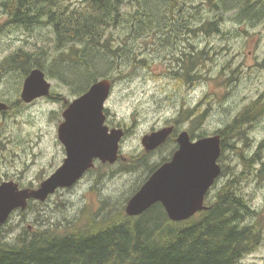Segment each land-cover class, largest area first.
I'll return each mask as SVG.
<instances>
[{
	"label": "rangeland",
	"instance_id": "obj_1",
	"mask_svg": "<svg viewBox=\"0 0 264 264\" xmlns=\"http://www.w3.org/2000/svg\"><path fill=\"white\" fill-rule=\"evenodd\" d=\"M82 1L69 0L75 7ZM4 2L0 0V64L20 50L36 57L44 55L49 63L56 60L60 52L53 29L45 23L31 28L11 24ZM249 2L254 11L264 7V0ZM172 9L169 20L160 13L149 24V12L137 1L128 0L121 24L108 33L113 50L123 51L117 53L123 58L113 64L110 79L114 85L106 103L108 125L127 132L120 144L123 159L112 166L98 162L73 188L59 190L45 203L31 202L24 212L16 211L0 231V240L12 242L25 230L46 226L61 229L77 222L87 206L125 208L151 170L168 159L169 147L145 157L143 137L186 114L192 119L181 122L194 137H209L230 126L252 102L264 103V19L256 25L241 24L238 11L216 13L206 0H173ZM220 15L221 33L201 31ZM243 16L250 18L245 12ZM193 51H205V63L197 71L194 61L187 81L183 78L187 66H179L178 61L183 57L187 62ZM27 77L18 68L0 74V102L9 106L8 112L0 113V184L14 181L21 189H37L63 164L65 148L58 137L63 113L87 90L75 94L71 87L46 76L51 97L26 104L21 94ZM198 116L201 121L197 123ZM263 142L264 116L228 137L219 161L226 174L207 202L212 205L218 192L235 181L231 189L255 211L257 220L249 217L245 224H258L260 245L241 264H264V148L259 149ZM255 156L259 163L245 164ZM137 157L145 158L142 165L125 164Z\"/></svg>",
	"mask_w": 264,
	"mask_h": 264
},
{
	"label": "trees",
	"instance_id": "obj_2",
	"mask_svg": "<svg viewBox=\"0 0 264 264\" xmlns=\"http://www.w3.org/2000/svg\"><path fill=\"white\" fill-rule=\"evenodd\" d=\"M135 1L149 12V24L160 13L165 20L173 15V0ZM206 1L216 13L238 11L241 24L256 25L264 19V7L260 9L262 12L254 11L249 0ZM127 2L83 0L80 7H75L69 0H5L2 7L11 24L31 28L45 23L53 29L60 56L49 63L44 55L36 57L20 50L0 64V74L18 68L28 76L38 68L48 78L71 87L78 95L92 84L112 78L113 64L123 58L117 53L123 51L113 50L108 33L121 24L122 8ZM243 12L250 18L244 19ZM222 17L204 24L201 30L207 35L221 33ZM144 18L146 22V16ZM205 54V51L195 52L191 69L188 64L187 75L183 78L191 80L189 74L194 61L199 71L205 63ZM263 116L262 100L252 102L226 132L219 134L233 135ZM200 121L198 116L196 122ZM222 147L224 150V143ZM262 148L264 142L260 145V150ZM256 159L257 156L245 164H252ZM144 161L145 158L137 157L125 164L142 165ZM155 170L157 167L151 170L148 178ZM230 182L218 192L208 210L181 223L170 221L161 204L139 217H129L124 207L115 209L104 205L93 209L87 206L77 222L61 229L46 226L32 232L25 230L12 242L0 240V264H241L246 255L258 248L261 234L256 222L245 224L249 217L256 221V213L231 189L235 181Z\"/></svg>",
	"mask_w": 264,
	"mask_h": 264
},
{
	"label": "water",
	"instance_id": "obj_3",
	"mask_svg": "<svg viewBox=\"0 0 264 264\" xmlns=\"http://www.w3.org/2000/svg\"><path fill=\"white\" fill-rule=\"evenodd\" d=\"M112 82L104 79L91 86L88 92L74 100L63 113L58 137L67 152L63 164L37 189H20L14 181L0 184V230L14 212L26 211L31 201L45 203L57 191L71 189L94 169L96 162L114 165L120 159V144L125 137L122 129L106 125V103ZM51 95L46 74L34 69L24 82L21 98L26 104ZM9 106L0 102V112ZM172 129L146 135L142 145L151 152L165 143ZM179 149L172 160L157 169L126 206L129 217H139L154 205L161 204L170 221L181 223L208 210L205 199L220 178L222 155L220 135L192 142L183 132L178 139Z\"/></svg>",
	"mask_w": 264,
	"mask_h": 264
},
{
	"label": "flooded vegetation",
	"instance_id": "obj_4",
	"mask_svg": "<svg viewBox=\"0 0 264 264\" xmlns=\"http://www.w3.org/2000/svg\"><path fill=\"white\" fill-rule=\"evenodd\" d=\"M190 32H193V31H190ZM191 54V55H190ZM188 57H189V60L186 62L185 60H184V58L183 57H181L180 59H179V61H178V65L179 66H183V65H185V66H187L188 67V64H189V68L191 69V59H193L194 60V57H195V51H193V52H190L189 54H188ZM192 60V61H193ZM193 67L194 66H192V72L194 71V69H193ZM191 72V73H192ZM191 73L189 74V77L191 76ZM93 85V84H92ZM91 85V86H92ZM113 82H112V89H113ZM91 88V87H90ZM89 88V89H90ZM88 89V90H89ZM88 90L86 91V92H88ZM85 92V93H86ZM105 114H106V117L108 118V116H107V110H105ZM183 115H181V119L180 120H176V119H173V120H168V121H170L168 124H166L164 127H162V129L161 130H165V129H172V132H171V134L168 136V138L166 139V141H165V143L164 144H162L159 148H157L156 150H154V151H151V152H145L146 153V155L147 154H152V153H158V152H160L161 150H163V149H165V148H167V147H169L170 148V151H169V155H168V159L166 160V161H164L162 164H160L158 167H157V169L159 168V167H161L162 165H164V164H166V163H168V162H170L171 160H172V158H173V156H174V154L176 153V151L179 149V143H178V139H179V136L183 133V132H187L188 134H189V137H190V139H191V141L192 142H197L198 140H200V139H202L203 137H201V138H195L194 137V135H193V132H191V129L190 128H187L186 127V125H185V123H182L181 121H184V122H186L187 120H190V118L192 119V116L191 115H188L187 117H182ZM106 124H107V126L109 127V129L110 130H112V128L108 125V123H107V119H106ZM227 129H228V127H226ZM224 129V130H221L220 132H226L227 131V129ZM219 132V131H218ZM126 134H127V132H125V136H126ZM216 135H220L219 133H215V134H213V135H210V136H216ZM221 136V139H222V144L224 143V145H225V147H224V150H223V147H222V155H223V152L225 151V149H226V142H227V139H228V135H225V136H222V135H220ZM262 144V143H261ZM259 149H260V147H259ZM65 154H66V158H67V152H66V149H65ZM66 158H65V160H66ZM221 158H222V156H221ZM64 160V161H65ZM259 161V159L257 158L256 160H255V163L257 162V163H259L258 162ZM220 163V162H219ZM221 165V164H220ZM221 167H222V165H221ZM264 170V169H263ZM225 170H224V168L222 167V174H221V177L219 178V179H221L223 176H225ZM219 179L218 180H216V183L214 184V186L211 188V190L216 186V184H217V182L219 181ZM224 188H226V186L224 187ZM211 190L209 191V193H208V195H207V197H206V201H205V205L206 206H208L207 205V202L209 201V198H210V194H211ZM254 211V210H253Z\"/></svg>",
	"mask_w": 264,
	"mask_h": 264
},
{
	"label": "bare ground",
	"instance_id": "obj_5",
	"mask_svg": "<svg viewBox=\"0 0 264 264\" xmlns=\"http://www.w3.org/2000/svg\"><path fill=\"white\" fill-rule=\"evenodd\" d=\"M182 24H183V23H182ZM219 26H220V25H219ZM199 28H200V27H199ZM193 29H194V28H193ZM195 29H196V28H195ZM200 29H201V28H200ZM188 30H189V29H188ZM190 30H191V29H190ZM201 31H202V30H201ZM199 32H200V31H199ZM187 33H188V32H187ZM197 33H198V32H197ZM197 33H196V34H197ZM188 35H189V34H188ZM199 35H200V34H199ZM193 36H196V35L193 34ZM187 37H188V36H187ZM189 39H190V37H189ZM185 40H186V39H185ZM185 40H184V41H185ZM107 50H108V49H107ZM109 50H110V49H109ZM108 52H109V51H108ZM112 53H113V52H112ZM190 55H191V54H190ZM115 60H116V59H115Z\"/></svg>",
	"mask_w": 264,
	"mask_h": 264
}]
</instances>
